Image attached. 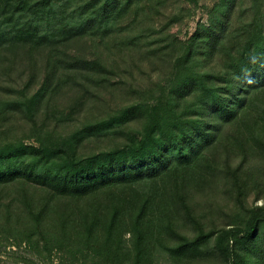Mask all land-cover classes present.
Instances as JSON below:
<instances>
[{
    "label": "trees",
    "instance_id": "16d2710c",
    "mask_svg": "<svg viewBox=\"0 0 264 264\" xmlns=\"http://www.w3.org/2000/svg\"><path fill=\"white\" fill-rule=\"evenodd\" d=\"M179 2L0 0V39L11 52L25 54L33 72L42 67L47 96L69 85L72 71L107 67L98 53L71 50L75 39L115 33L135 46L140 38L124 35L123 28L133 30L149 10L159 17L160 9L170 28L181 14L167 6ZM263 2L214 0L188 41L143 50L153 63L163 59L177 67L180 82L172 85L169 103L160 104L150 136L131 150L69 162L46 160L38 147L0 149V243H9L15 264H52L54 253L63 257L60 264H147L167 240L177 260L202 261L224 249L231 264H264V214L248 206L250 195L258 202L264 193ZM34 19L39 28L31 25ZM42 53L40 66L36 54ZM33 72L29 82L38 78ZM6 118L0 110V122ZM27 154L30 160L21 158ZM221 189L234 208L224 227L211 222L208 231L202 211L214 208ZM200 193L211 199L195 203ZM239 209L244 213L236 221L232 214ZM184 226L196 231L193 236L181 233ZM213 236L225 237L227 246L210 250ZM91 254L105 263L89 260Z\"/></svg>",
    "mask_w": 264,
    "mask_h": 264
},
{
    "label": "rangeland",
    "instance_id": "374dc122",
    "mask_svg": "<svg viewBox=\"0 0 264 264\" xmlns=\"http://www.w3.org/2000/svg\"><path fill=\"white\" fill-rule=\"evenodd\" d=\"M179 1L180 4L169 3L167 6L168 12L181 14L179 22H174L176 24L170 28L166 24L170 20L161 19V9L157 11L159 17L150 13V10L142 13L133 30L123 28L126 33L124 35L132 37L134 34L140 38L135 43L137 46H132L129 41L125 44L121 43L119 38L123 34L117 37L115 33L104 37L105 40L100 36H89L88 40L80 42L75 39L73 44L68 45L71 50L80 51L87 57L98 53L100 58L108 62L107 67L101 68L100 71L85 69L72 71L73 76L68 82L69 85H60V89L51 91L47 96L42 85V67L33 72L28 61L25 60V54L11 52L2 46L3 40L0 39V110L7 117L0 122V149L38 147L41 148L42 157L46 160L63 158L74 162L84 160L88 156L92 158L102 151H128L147 139L157 119L160 104L163 108L165 103H169L172 85L175 86L180 82L177 79L180 76L175 74L179 70L177 67L169 66L163 59L160 63L158 61L153 63L152 56H144L143 50L148 52L151 48L160 49L170 46L171 43L188 41L195 33L198 22L207 21L214 4V0H196L197 4L191 2L192 0ZM247 1L251 3V0ZM164 8L166 10V7ZM32 24L38 25L39 28L40 22L34 19ZM36 55L41 66L43 53ZM96 68H99L98 64ZM207 68L210 66H203L202 69ZM32 72H37L38 75L35 82H29ZM134 107H139L141 111L132 115L127 113ZM155 137L153 136L152 139ZM21 158L30 160L31 155H23ZM175 180L176 173H173L169 181L170 187L174 186ZM148 186L149 184L146 183L142 185L146 189ZM255 196L256 194L250 195L248 206H254V208L250 207L254 211L252 214L259 210L258 208L260 211L256 212L264 214V193L260 194L262 198L258 202L254 201ZM209 199L211 198L208 194L200 193L195 203H203ZM213 202L212 210L202 211L207 217L205 225L208 231L211 222H215L219 228L224 227L235 203L227 191L224 192L222 189L215 195ZM243 213L239 209V212L233 213L232 216L236 220ZM180 231L190 236L196 232L186 226L181 227ZM16 234L18 231L14 232L13 236ZM129 237L130 235H126L127 239ZM221 242L227 246L225 237L213 236L209 240L208 247L213 250ZM165 243L166 245L161 244L154 248L153 256L147 264H231L233 262L231 259L228 262L227 254L221 252L224 249L214 255L209 252L207 259L202 261L177 260L165 247L172 246L173 241L167 240ZM6 246L0 243V264H15L14 257L9 254V243H6ZM87 257L89 260L94 258L93 261L96 263H105L101 256L97 258L91 254ZM50 258L52 264L63 262L60 254L54 253ZM239 260L242 261L241 258Z\"/></svg>",
    "mask_w": 264,
    "mask_h": 264
}]
</instances>
